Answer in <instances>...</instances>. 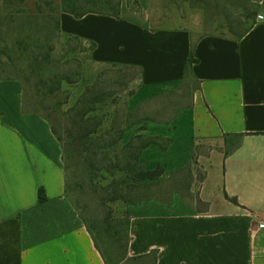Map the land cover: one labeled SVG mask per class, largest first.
<instances>
[{"label":"crops","instance_id":"0c3cea01","mask_svg":"<svg viewBox=\"0 0 264 264\" xmlns=\"http://www.w3.org/2000/svg\"><path fill=\"white\" fill-rule=\"evenodd\" d=\"M249 2L254 24L238 40L201 35L196 8L151 27L146 0H120L118 18L59 15L62 33L95 44L92 61L138 70L133 103L178 88L195 36L189 104L147 126L168 142L139 155L146 170L161 166L155 183L183 171L188 182L184 193L128 207L127 257L264 264V0ZM21 91L18 80H0V264H105L65 194L61 146L46 120L21 111Z\"/></svg>","mask_w":264,"mask_h":264},{"label":"rangeland","instance_id":"374dc122","mask_svg":"<svg viewBox=\"0 0 264 264\" xmlns=\"http://www.w3.org/2000/svg\"><path fill=\"white\" fill-rule=\"evenodd\" d=\"M146 8L151 27L168 25V19L174 25L176 17H186L187 8L199 9L201 35L230 38V30L238 29L235 21L248 12L246 0H146ZM64 34L52 42V58L58 62V74L64 79L60 91L45 103L52 107L57 105L58 109L41 114L50 116L65 139V194L95 234L99 249L113 264L123 255L126 243L124 223L130 206L125 200L141 203L177 188L184 193L188 182V175L183 171L165 184L145 181L136 184L134 189H127L131 186L128 177L132 174L125 169L128 151L122 145L129 137L140 134L143 139L152 138L164 147L167 139L149 136L145 130L152 123L167 122L177 110L186 107L196 83L185 78L174 91L133 103L139 87L138 70L93 62L89 60L87 41L80 38L84 42L78 45L64 38ZM14 57L12 62L16 61ZM0 61L5 62V57H0ZM85 88L92 89V95L98 100L88 114L89 121L83 125L86 130L93 131L89 141L91 147L87 150L77 139L76 127L72 125L73 115L81 104L70 112ZM134 123L137 124L132 125ZM122 264L132 263L124 261Z\"/></svg>","mask_w":264,"mask_h":264},{"label":"trees","instance_id":"16d2710c","mask_svg":"<svg viewBox=\"0 0 264 264\" xmlns=\"http://www.w3.org/2000/svg\"><path fill=\"white\" fill-rule=\"evenodd\" d=\"M246 1L248 12L240 15L239 19L235 21L238 29L230 30L229 32L231 38L235 40H238L247 33L254 24L255 10L252 11L254 6L249 0ZM119 6L120 0H58V3L54 0H0V57H5L6 59L5 62L0 61V80H18L21 83V111L23 113L37 114L48 122L51 133L59 142L62 149L64 171L66 168L64 157L66 154L65 139L56 130L50 116L41 114L42 111H57V105L52 107L45 105V103L47 99L53 98L60 91L61 82L64 79L63 76L58 74V62H55L52 58V42L62 35L59 28V15L60 13H66L76 19L87 14L118 18ZM196 36L199 37L200 35ZM194 37L191 35V51L187 58L184 72L185 78H191L190 67L196 62L192 57V47L195 42ZM64 38L69 41H75L78 45L84 42L80 38L69 34H64ZM87 44L89 46V60H91L90 52L94 49L95 44L91 41H87ZM12 57L15 58V62L11 61ZM103 64L122 66L114 63ZM97 102V97L92 95V89L85 88L76 99L75 104L70 108V112H74L75 108L81 104V108H78V111L76 110L73 115L72 125L76 127L77 139L86 150L91 147L89 141L93 131L86 130L83 125L89 121L88 114L92 112L93 105ZM135 124L137 123L132 125ZM167 142L168 140H166ZM152 144L156 145L152 138L146 140L140 134H136L129 137L128 141L122 145L123 149L128 151V155L125 158V169L132 174L128 177L131 186H128L127 189H134L136 184L145 181L154 182L161 175L162 168L159 164L151 170H146L139 161L141 151ZM37 200L39 203L44 201L41 189L38 191ZM125 201H127L128 206L139 203L138 201ZM80 218L85 224L104 263L111 264L99 249L95 234L91 228L81 216ZM124 226L126 232L124 252L121 258L113 264H122L124 261L132 264H154V252H150L144 256H126L128 214Z\"/></svg>","mask_w":264,"mask_h":264},{"label":"built area","instance_id":"2783aa9c","mask_svg":"<svg viewBox=\"0 0 264 264\" xmlns=\"http://www.w3.org/2000/svg\"><path fill=\"white\" fill-rule=\"evenodd\" d=\"M256 18H257V20H262V16H260V15H258ZM257 227L260 229H264V219H261L258 221Z\"/></svg>","mask_w":264,"mask_h":264}]
</instances>
